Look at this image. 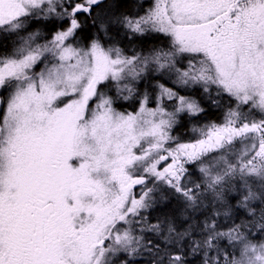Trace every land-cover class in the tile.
<instances>
[{
	"label": "snow or ice",
	"instance_id": "1",
	"mask_svg": "<svg viewBox=\"0 0 264 264\" xmlns=\"http://www.w3.org/2000/svg\"><path fill=\"white\" fill-rule=\"evenodd\" d=\"M126 5L0 0V264H264V0Z\"/></svg>",
	"mask_w": 264,
	"mask_h": 264
},
{
	"label": "trees",
	"instance_id": "2",
	"mask_svg": "<svg viewBox=\"0 0 264 264\" xmlns=\"http://www.w3.org/2000/svg\"><path fill=\"white\" fill-rule=\"evenodd\" d=\"M134 2H135V0H127V5L122 10L129 11V12L133 11V7L132 6H133ZM122 37H123V33L121 32V37L117 38V42L119 43V46L120 47H125L126 51H128V53L131 54V49L133 47H135V45H128V42L126 40H124ZM151 43H155V41H148L145 46H148ZM137 50H139V49H137ZM144 86H145L144 83H142L140 85V87H144ZM120 103L123 104L122 102H117L116 105L117 106L118 105L122 106ZM125 106H127V104ZM219 115H220V113H217L214 116H210V118L211 119H217L219 117ZM181 130H183V131H180V134H178V135H180L182 139H188L187 136L185 137V134H187V128L184 127V128H181ZM160 215H162L161 211H156V212L152 213V216H160ZM150 219H151V217H150ZM153 222H155V221L153 220Z\"/></svg>",
	"mask_w": 264,
	"mask_h": 264
},
{
	"label": "rangeland",
	"instance_id": "3",
	"mask_svg": "<svg viewBox=\"0 0 264 264\" xmlns=\"http://www.w3.org/2000/svg\"><path fill=\"white\" fill-rule=\"evenodd\" d=\"M117 102H122L123 104H121L122 106H120V105H116L115 104V107L118 109V110H120V111H125V110H127V111H134L135 110V106H133V105H131V102H127V101H120V100H118ZM116 102V103H117ZM127 104V106H125ZM124 106V107H123ZM218 119V118H217ZM187 134L189 133V134H191V132L189 131V129L191 128V125H188L187 127ZM180 131H183V130H181V128L180 129H178L174 134H176V135H178V134H180ZM187 134H185V137L187 136ZM184 136V135H183ZM189 136V135H188Z\"/></svg>",
	"mask_w": 264,
	"mask_h": 264
},
{
	"label": "flooded vegetation",
	"instance_id": "4",
	"mask_svg": "<svg viewBox=\"0 0 264 264\" xmlns=\"http://www.w3.org/2000/svg\"><path fill=\"white\" fill-rule=\"evenodd\" d=\"M189 131H190V129H189ZM188 135H189V136H188ZM187 137H188V139H190V138H191V134L188 133V134H187Z\"/></svg>",
	"mask_w": 264,
	"mask_h": 264
}]
</instances>
